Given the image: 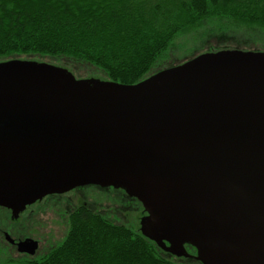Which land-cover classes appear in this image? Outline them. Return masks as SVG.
<instances>
[{
    "label": "water",
    "instance_id": "obj_1",
    "mask_svg": "<svg viewBox=\"0 0 264 264\" xmlns=\"http://www.w3.org/2000/svg\"><path fill=\"white\" fill-rule=\"evenodd\" d=\"M85 185L137 198L142 235L176 257L264 264V51L202 52L135 84L0 61V206Z\"/></svg>",
    "mask_w": 264,
    "mask_h": 264
},
{
    "label": "trees",
    "instance_id": "obj_2",
    "mask_svg": "<svg viewBox=\"0 0 264 264\" xmlns=\"http://www.w3.org/2000/svg\"><path fill=\"white\" fill-rule=\"evenodd\" d=\"M201 28L196 51L209 38L229 40L232 33L244 41L258 34L252 42L264 46V0H0V60L26 57L72 71L71 64L85 63L103 79L135 84L166 68L161 64L175 41ZM220 49L209 44L202 52ZM170 257L127 225L78 213L63 240L43 257L2 258L0 264H202Z\"/></svg>",
    "mask_w": 264,
    "mask_h": 264
},
{
    "label": "flooded vegetation",
    "instance_id": "obj_3",
    "mask_svg": "<svg viewBox=\"0 0 264 264\" xmlns=\"http://www.w3.org/2000/svg\"><path fill=\"white\" fill-rule=\"evenodd\" d=\"M47 208L59 216L62 224H68V229L75 214L93 213L142 234L141 220L148 215L143 204L124 189L99 185L78 186L64 193L46 195L19 213L0 206V259L7 256L14 260L37 259L60 242L62 234L52 241L46 235L45 220L38 218V213ZM25 242L26 245H21ZM186 248L192 255L190 259H195L196 249L190 245ZM170 259L184 260L176 256Z\"/></svg>",
    "mask_w": 264,
    "mask_h": 264
},
{
    "label": "rangeland",
    "instance_id": "obj_4",
    "mask_svg": "<svg viewBox=\"0 0 264 264\" xmlns=\"http://www.w3.org/2000/svg\"><path fill=\"white\" fill-rule=\"evenodd\" d=\"M227 22V21H226ZM227 25L231 26L232 30H240L241 27L237 26L236 24H231L230 22H227ZM208 27H214V25H209ZM204 28H201L198 30V33L192 32L186 35L181 36L180 38H178L175 43L174 46L172 47L171 52L169 53V56L167 59H165L164 63H162L161 65H164V67H167L165 65H169L170 63H177V62H181V61H177V57H179V59L181 58H185L187 56H191L192 54H197V52H202L203 50H205L209 44L213 45V46H220L224 49H240V50H253V51H264V46L259 44V43H253L251 37L253 36L254 38H256V36H259L258 34H254L251 37H248V41H244L243 37H238L236 34L232 33L233 37H227V38H232L229 40H220L218 37L216 38H209L208 42L206 43V45L201 46L200 49L198 51H196V47L198 45H201V40L200 38H195L197 36H199L198 34L203 33ZM240 32V31H238ZM250 34L254 33V31H249ZM200 41V42H199ZM253 43V45H252ZM230 47V48H227ZM195 50V51H194ZM196 52V53H195ZM171 55V56H170ZM21 59H27L26 57H21ZM186 60V59H185ZM0 61H4V60H0ZM52 61V60H51ZM184 61V60H183ZM48 63H53V62H49ZM54 64H59V63H54ZM61 65V64H59ZM72 68H73V73L75 74V76L77 78H88V77H101L102 73L94 68V67H90L85 63H81V64H71ZM176 65V64H175ZM173 66V65H171ZM170 67V66H168ZM58 213V212H56ZM38 218L39 219H44L45 220V230H46V235L47 237L49 236V238L52 241H55L57 239V236H60V241L63 240L65 234L67 233L68 230V224H62V221L60 220L59 216H57L52 209L47 208L44 212L38 213ZM117 224V223H116ZM10 256H7V258L9 259Z\"/></svg>",
    "mask_w": 264,
    "mask_h": 264
}]
</instances>
